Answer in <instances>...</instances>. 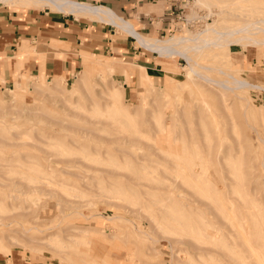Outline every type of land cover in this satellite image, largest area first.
Listing matches in <instances>:
<instances>
[{
	"label": "rangeland",
	"instance_id": "374dc122",
	"mask_svg": "<svg viewBox=\"0 0 264 264\" xmlns=\"http://www.w3.org/2000/svg\"><path fill=\"white\" fill-rule=\"evenodd\" d=\"M207 2L200 5L195 0H184L170 30L150 36L164 38L187 30L194 32L213 25V21L223 29L238 22L243 14L264 17V0ZM5 5L42 7L18 2ZM257 31L264 35V27ZM117 32L126 36L119 28ZM190 53L201 64L213 68L222 65L223 70L212 71L217 78L248 79L264 85V45L246 50L239 45L208 47ZM104 55L114 57L107 52ZM154 56L162 68L155 82L145 78L148 73L144 66H134L135 62L131 64L132 80L130 71L126 80L119 72L99 78L94 68L87 72L86 90H74L67 96L68 101L62 94L40 90L46 82L41 85L26 79L16 85L18 77L13 85H0V264H230L233 251L241 256L243 246L237 244L242 243L243 236L238 237L237 244L226 239L213 247V173L224 192L219 201L229 202L232 207L242 204L233 191L240 180L238 161H231V165L219 163L216 157L224 155L223 146L214 148L218 150L216 156L212 144L213 137L220 136L231 146L241 141V178L252 196L263 199L264 144L259 136H264V91L252 86L225 90V108L218 92L207 85L192 86L194 90L174 85L187 80L185 58H165L155 52ZM120 59L128 64L124 63L127 58ZM169 75L174 77L172 88L164 85ZM103 81L121 90L130 118L120 113L122 103H112L101 94ZM34 85L40 89L30 88ZM60 85L64 93L77 87L74 77L64 78ZM260 104L263 109L258 107ZM93 108H97L95 113ZM75 124L96 131H84ZM131 133H138V141L131 139L136 137ZM47 135L52 137L45 138ZM170 137L174 141L169 143ZM123 149H130L128 152H133L138 162ZM237 149L233 147L231 153L236 155ZM47 155L57 160L78 156L86 167L83 160L76 159L78 163L68 166L61 159L49 169L45 167ZM66 170L74 174L62 172ZM206 221V237L190 229H198ZM223 227L232 231L229 224L223 222ZM215 249L221 252L215 253ZM98 252L104 256L94 254Z\"/></svg>",
	"mask_w": 264,
	"mask_h": 264
},
{
	"label": "bare ground",
	"instance_id": "6f19581e",
	"mask_svg": "<svg viewBox=\"0 0 264 264\" xmlns=\"http://www.w3.org/2000/svg\"><path fill=\"white\" fill-rule=\"evenodd\" d=\"M15 2L24 4V5H39V6H42V7L43 6H49L51 8L54 7L55 9H57L59 11H73V12H76L77 14L81 13V14L88 15L90 17H96V18H105L106 17V13L109 12L108 9L106 7H104V6H101V5L97 6V5H92V4H89V3L78 2V1H73V0H0V3H3V4H9V3L10 4H14ZM195 2L197 4H200V5L201 4L204 5V4L208 3L207 0H195ZM238 19H239L238 22H234V23L230 24L229 26H227V27H225L223 29H220L217 26H215V22L213 21V25H206V27H204L201 30H196L194 32L187 30L186 32H183L181 34H173L171 36H167V37H164V38H157V37H152V36L145 35L143 32L138 30L132 24V22H130L128 20H125V19L118 18V19H115L114 21L111 20V22L115 23L117 26L121 27V29L127 31L128 33L132 34L136 38V42H138L139 45L144 46L146 48H149V49H151L153 51H156L157 53H159V55H162L165 58H175V57H183V58H185L186 61H187V64L184 65L183 68L185 69V74H186L187 80L185 82H183V83L180 82V84H179V82H174V85H179V86H183V87H190V88H192V86L201 87V86L207 85V86H209V88H211V89H213V90L218 92V94H219V96L221 98L222 104L225 106V108H227L228 105H227V103H225L226 96H227L225 90H232L233 91V90H235L237 88L252 86V87H254V88L258 89V90L264 91V85H262L260 83L259 84L252 83L248 79H234V80H231L229 78H225V79L217 78L215 75L212 74V71L213 70H223V66L222 65L217 64L213 68L211 66L201 64V63L198 62V60L195 57H193V55L190 52H191V50L202 51V50H204L205 48H208V47H225V48L227 47V48H231V46H238L239 45L243 49L246 50V48L249 47V46L255 47V46L264 45V35H259L258 31L255 32V30H260V29H262L264 27V17L253 16L251 14H249V15H244L243 14V16L241 18H238ZM129 66L131 67L133 65L130 64ZM138 66L142 67L140 65H138ZM168 71H170L171 73L174 72V70H168ZM116 72L117 73L118 72L119 73H123L124 76H125L124 80H126L128 78L129 69H127L126 66L121 65V63H116L115 61H112V60L109 61L107 64H104V71L102 73H98V77L102 78L103 76H110V75H112V74H114ZM87 76H88V74H87V71H85V70H83L82 72H79V73H73L74 81L77 84V87H74L73 90L68 92V93H64L63 89H62V86L60 85V81L63 80L64 77H53L51 79L50 78L41 79L39 77H36V76L32 75V76L28 77V79L29 80L30 79L33 80L31 82H35V83H38V84H41V85H43L44 82L47 83L45 87H42V89H40L38 85H34L33 87H30V88H35V89L37 88V89H40V90H43V91L47 90V91H49L50 93H53V94H56V93L57 94H62V98L65 101H68L67 100V96H70V94L72 92H74V90L78 91V92L82 91L83 89L86 90L85 88H86V86L88 84V81H89ZM145 78L151 79L152 81H154L153 80V76H151L149 74H146ZM173 78L174 77L169 75V77H167L164 85L170 87L171 84H172V81H174ZM16 83H17L16 85H18L19 81H16ZM151 84H153V82H151ZM100 85L102 86L101 94L102 95L104 94V96L106 98L110 99L112 103H114V102L122 103V108L120 109V113L122 115L130 118L131 117V113L127 110V108L125 107L126 106L125 102H123L122 99H121L122 95H123L121 90L116 88V87H114V86H112V87L108 86L107 83L104 82V81L101 82ZM170 88H172V87H170ZM7 89L12 91V88H7ZM85 93H89V92L85 91ZM98 93L100 95V92H98ZM247 101H249V99H247ZM123 105H125V106H123ZM258 107L260 109H263L262 108L263 107L262 104L258 105ZM92 111H93L92 113H95L97 111V108H93ZM87 119L90 120V118H87ZM94 119H96V118H94ZM94 119H91L92 122H90V121H88V122H90V124L91 123L93 124L94 123V121H93ZM99 120L100 119H98V121H95V123L96 122L98 123ZM84 122H86V121H84ZM100 122L102 123V121H100ZM104 123H106V122H104ZM110 124H114V123H112L111 120H110ZM234 126H235V124H234ZM75 127L83 129L84 131L88 129V132H90L89 130H91V132L93 130V129H89V128L83 127L81 125H76V124H75ZM82 131L80 132L81 135H83ZM93 131H96V130H93ZM119 131H120V129H119ZM123 133H126V132H123ZM118 134L119 133H117L116 138L117 137L119 138ZM131 134H132V136H136L134 138L131 137V139H136L137 138L138 133H137V135H133V133H131ZM85 136H81V137L83 138ZM89 136H91V135H89ZM114 136L115 135H113V137ZM120 136H124V134H121ZM127 136H128V133H127ZM129 136H130V134H129ZM44 137L45 138H51L52 136H48L47 135V136H44ZM141 138H140V140H141ZM210 138H211V136H210ZM223 138H224L223 136H220L219 138H214L213 137V144H212L213 145V153H215L216 156H218V150H215L214 148L216 147L218 149H221L220 147L223 146L222 150H224V155L222 157H216L215 156L216 158H218V162L219 163L224 162L225 164L231 165L230 162L232 161L234 163L235 159H237V161H238V169H239L238 170V178L240 180L237 181L233 191L236 192L240 196V202H241L242 206L235 205L234 207H232L231 203H229V202L221 203L219 201L218 197H220V198L224 197V192L219 187V184L215 180V176H214V173H213V200H211V201L213 202L212 203V205H213V227H214V229L216 231L215 233L212 232L213 234H211L212 235L213 247H214V245H217L220 240L224 241L226 239L230 240L231 243L233 242V244H237L239 242V239L243 236L240 239V241L242 240L241 241L242 243L241 244L240 243L237 244L238 246H241V245L243 246L242 247L243 249H241L242 250L241 256L239 255L240 253L238 252L239 253L238 255L240 257H237V255H236V253L234 251H233L232 255L231 254L229 255L228 254L229 252L226 250V252H228L227 255L230 256L229 259H231L230 260L231 261L230 264H232V263H234V264H264V198L259 200V198L255 197V196H252L251 193L249 192L248 188L246 187L244 181L241 178L242 175H241V171L240 170H241V166L243 164V158H244L243 155H242L243 151L239 150L241 148V146H240L241 145V143H240L241 141L239 143L235 142L231 146V145L225 144ZM128 139H129V137H128ZM153 139H154V137H153ZM122 140L123 139H121V141ZM136 140H134V141H136ZM240 140H241V138H240ZM130 141L131 140L129 139L128 144L132 143V141L131 142ZM172 141H174V137H170L168 139L169 143L172 142ZM237 141H239V140H237ZM22 142H24V141H22ZM70 142H73V141H70ZM259 142L264 144V136H261V135L259 136ZM121 143H123V142H121ZM78 144H76V145H78ZM137 144H136V146H137ZM151 145L153 147L156 146V144L154 146L152 144V142H151ZM242 145H244V144H242ZM78 147L80 148V145H78ZM233 147H237L238 148L236 155L231 153V151L233 150ZM94 148L95 147H93V149ZM208 148H210V147L208 146ZM117 150H120V147ZM128 150L130 151V149H127V150L123 149L124 152L129 153ZM209 150H211V149H209ZM98 151H99V149H98ZM132 153L130 152L129 154H132ZM102 154L103 155L105 154L104 151H103ZM120 155H122V154H120ZM54 157H52L51 155H47V156L44 157L45 162L47 164V165H45V167H47L49 169H52L55 163L61 162L63 160L62 157H61L62 160L61 159L57 160V159H55L56 157L55 158ZM132 157L135 160L137 159L136 155L134 157L133 154H132ZM23 158H24V155H23ZM67 158H69V157H67ZM67 158L64 159L62 162H65L66 165H68V166L75 165V163H78L81 160H83V162H84V159H81V160H80V158L77 159L78 156H76V158L70 157V158L75 159V160L67 159ZM222 158H224V159H222ZM58 159H59V157H58ZM76 159L78 160V162L76 161ZM121 159H122V157H121ZM143 159H146V158H143ZM208 159H210V158H208ZM221 159L223 161H221ZM147 160H149V163H150L151 160L150 159H147ZM149 163H147V164H149ZM261 163H264V152H263V154L261 156ZM209 164H211V163H209ZM213 164H214V162H213ZM84 165L86 167V162L83 163V166ZM87 166H89V165H87ZM62 169H64V168H62ZM111 170L109 169V171H111ZM109 171H108V173H110ZM62 172L70 173L69 170L68 171L67 170L66 171H62ZM71 172H73V171H71ZM70 174H74V173H70ZM110 174H112V172ZM75 175H76V173H75ZM120 175H122V174L120 173ZM120 178H121V176H120ZM126 178L129 179L130 177L126 176ZM50 181H51V179H50ZM43 182L45 183V181H43ZM43 182H41V183H43ZM54 182H55V180H54ZM54 182L52 184H55ZM59 183H60V180H59ZM59 183H58V180H57V184H59ZM62 183H65V182L63 181ZM43 186H45V185H43ZM45 187H47V185ZM54 187L55 186L52 187V190L54 189ZM47 188H49V187H47ZM207 197H209V196H207ZM153 199H154V197H153ZM217 201H219L220 204H217ZM214 203L217 204V205L215 204L216 207L214 206ZM157 207H159V206L155 204V208H157ZM225 207H226V209H225ZM217 208L220 211V213H217V211H218ZM159 209H161V207ZM227 209H228V211H227ZM229 209H230V211H229ZM214 210H216V211H214ZM201 219L203 220V216L201 217ZM162 220H164V219H162ZM165 221H167V220H165ZM208 221L204 222V225L202 224L201 226H198L197 227L198 229H194L192 227H190V229L192 231L197 232V234L206 237L205 235H207L209 233V231L207 230ZM167 222H169V224L171 226L174 225L173 222H171L169 220ZM223 222L225 224H227V225L229 224L231 226V228H232V231H230L227 228H224L223 227ZM247 224H249V226L251 225V227L249 229L246 227ZM252 227H256V229L252 228ZM82 231L86 232V229L85 230L82 229ZM238 237H239V239H238ZM46 238H48V235H47ZM49 238H51V236ZM87 238L90 239L89 237H87ZM38 239H37L36 242H38L40 240V239L39 240ZM52 239L54 240V238H52ZM55 239H57V238H55ZM43 242H45V241H43ZM230 242H228V243H230ZM40 243H42V238H41V242ZM220 248H221V245H220ZM223 249H225V248H221L222 251H223ZM41 250L43 251L42 248H41ZM215 250H217V251H215ZM215 250H213V251H215V253L216 252L217 253L221 252L218 249H215ZM59 251H62V250L59 249ZM94 254L96 256H99L98 255L99 252L98 253H94ZM225 254H223V256L221 255L223 260H225L223 258V257L226 256ZM102 256H104V254L100 255L99 257H102ZM229 256H227V257H229ZM29 257H30V255H29ZM52 258H54V257H52ZM213 258H214V256H213ZM216 259H217L216 261H218L217 256H216ZM96 261H97V259H96ZM100 261H103V259H101ZM219 263H221V262H219Z\"/></svg>",
	"mask_w": 264,
	"mask_h": 264
},
{
	"label": "crops",
	"instance_id": "0c3cea01",
	"mask_svg": "<svg viewBox=\"0 0 264 264\" xmlns=\"http://www.w3.org/2000/svg\"><path fill=\"white\" fill-rule=\"evenodd\" d=\"M108 9L105 18L73 11H57L49 6L0 5V85L22 83L30 76L41 79L64 77L73 73L104 71V64L115 61L126 66H144L155 77L162 68L154 52L135 46L136 38L111 20L125 19L145 35L160 36L170 30L171 22L184 0H73ZM117 28L126 33L117 35ZM104 52L114 57L108 59ZM128 59L123 64L120 58ZM139 80L137 70L134 69ZM133 72V73H132ZM125 78L123 73H120ZM156 79H159L156 77Z\"/></svg>",
	"mask_w": 264,
	"mask_h": 264
},
{
	"label": "built area",
	"instance_id": "2783aa9c",
	"mask_svg": "<svg viewBox=\"0 0 264 264\" xmlns=\"http://www.w3.org/2000/svg\"><path fill=\"white\" fill-rule=\"evenodd\" d=\"M178 18H179V15H178Z\"/></svg>",
	"mask_w": 264,
	"mask_h": 264
}]
</instances>
